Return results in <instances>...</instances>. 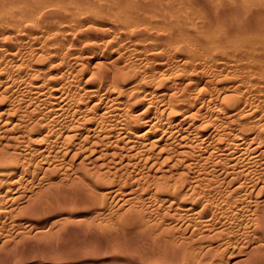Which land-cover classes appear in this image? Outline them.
Wrapping results in <instances>:
<instances>
[{
    "label": "rangeland",
    "instance_id": "1",
    "mask_svg": "<svg viewBox=\"0 0 264 264\" xmlns=\"http://www.w3.org/2000/svg\"><path fill=\"white\" fill-rule=\"evenodd\" d=\"M23 30L24 31L22 32L25 34L19 32L18 34H15V36L14 34L10 35L11 32H6L4 35L0 32V46L2 47L0 48V55H2V53L5 55L4 61L1 60L4 56H0V65L3 67L8 65L5 69L10 70L13 66L15 68L18 67L23 63L22 61L27 65L24 67V63V66L21 65L22 67L19 66L18 69L16 68L17 70L22 68L23 70L21 73H17V70L15 71L13 67V78L10 76L7 77V75H0V83H2L0 86V152L9 151L14 153L18 164L21 165L22 163L23 165L22 170L27 171L21 175L20 172H23L20 171L22 168L21 165L17 171L18 174L16 173L17 175L0 176V210L2 209L0 211V264H239L238 262L240 261L241 264L243 262L245 264H264V241L259 242L256 240L257 235H255V230H253L255 229V222L252 221L256 218L254 216H256L257 213L259 214L261 210H264L263 165L261 168L259 166L255 168L257 170L255 171V175L253 174V179H251H255L254 182L250 181V179H247L248 182L239 179L240 182L236 183V181L238 182L239 180L237 179L234 181V179L239 175L237 173H231L229 170L225 171L221 165L217 166L218 160L215 161L214 158L218 155V158H216H220L219 161H225L224 157L226 158V156L222 157L221 155L223 154L214 149L215 153L214 155L212 154L214 157L211 155L212 158H207L209 156L208 154L207 156L205 154V157L202 158L199 163L201 171H199L200 169L196 170L197 173L198 171L201 172L199 174H202L203 172V175L200 177L201 179L203 177L205 178H203L204 182L201 181V184L199 185L196 184V181L198 180L194 178L198 176V174H195L196 171L194 170V172L179 161L180 165L176 162L177 160L181 161L184 157L183 156L182 159L179 157V159L177 158L176 151L178 149L177 147L176 149L173 147L174 145L176 146V143L171 145V147L170 145L168 146V149L170 147V149L174 148V151L176 150L174 154L170 152L173 149H169L170 154L174 155V158H171L172 155H169L172 161L170 159L169 163L165 162L166 164H163V159L166 153L160 154L156 157V154L160 153L158 150L152 152L149 151L147 147L141 145L140 148L139 145L134 148L132 141L129 139L127 141V138H123V136H125L123 135L124 131L119 128V125L118 127L114 126V129L113 126L110 127L113 129L111 130L112 134L105 131L107 132V135H105L106 133H101V136L100 134L93 135L94 138L91 137L88 139L85 138L89 135H85L86 137H84V135H82L83 137L77 136L76 139H74V143L70 144L74 146V149L73 147L70 148V145V147L67 148V144V146H64L63 139L60 138V136H53V138H51V136L49 141H43L42 143V141H35L37 139H33L34 136H29V133L26 131L29 129L27 128L28 126L31 127L34 124L35 120L38 118L39 112L44 110V105L42 103L40 105L35 99L33 100V95H30L33 94L34 85L44 83L57 89L60 87L59 84L62 83L60 82L62 75L67 70V73L65 74L68 75L69 71L71 79L78 76L75 82L72 83L70 89L79 93L78 97L87 98V94H93V91H97L101 85L100 80L96 79L95 81L90 82L87 80H90L93 74L97 73L99 68L105 67L113 71L112 68L116 66L125 68V72H128L124 78L119 80L117 88L112 94L118 96L116 102H124L126 104L144 102L142 108L129 109L126 112L127 121H129L130 127L128 129L129 134L132 138L136 137L139 133L146 130L143 126L146 118H141L146 115H151L155 110L164 105L162 102L163 97L161 96L157 97L158 100L155 99V103L153 104L149 102L150 100L143 101L142 96L145 94V90L149 89L144 84L146 81L143 78H150L149 74L153 75L156 80L179 75L180 72L178 69L182 67L181 63L176 62L175 64H170L168 66L165 64L166 62L164 63V60H162L165 57H155L151 52L138 53V51H132L133 47L129 45L127 47L126 44H123L127 39L113 38L108 34H103L102 37L99 35L98 38L101 39V42H95L93 40L92 42L91 40L84 41V39L80 40L79 38L75 41L72 36L66 41L56 44L59 46L63 45L64 47L53 49L52 45L54 44L46 42V38H41L40 34L31 33V36V34L29 35L30 32H28L27 28ZM106 36H108L107 39ZM109 36L111 38H109ZM4 42H14L11 43L14 45L9 47L10 44ZM15 45L17 46L13 53L12 47ZM84 46L90 47L84 48ZM18 47L22 51L21 54L23 56L20 54L21 51ZM6 50H11L12 52L9 51V53H13L14 55L16 52L20 51L18 53L20 55L17 54L18 57L16 56L17 58H13ZM6 56L8 58L10 56V60L6 59ZM19 57L21 61H17V59L19 60ZM23 58H27L26 60L28 62L22 60ZM5 60L9 63L6 64L7 62H5ZM17 64L18 66H16ZM1 66L0 70L3 68H1ZM25 70L28 72L25 73ZM74 71H77L76 73L78 74L75 75L76 73ZM16 79L20 82L18 83ZM176 79L179 80L180 77H177ZM65 82H67V80H65L64 83ZM7 83H11L10 86L16 83V87L12 86L13 89L11 91H6L9 87ZM24 86L30 88L28 89ZM5 87H7L6 90L4 89ZM13 90H16V92ZM104 91L105 90L100 93H105L106 91ZM85 92L87 93L85 94ZM100 93L98 96L95 92V100H92L97 101L101 95ZM138 94L141 96H138ZM194 94L195 93H193V95ZM131 95H136L138 98L129 99V96ZM29 98H31V100ZM24 100H26V103ZM92 100L91 98H87V100L81 102L84 104L82 107L90 103ZM36 103H38V106L35 105ZM27 106L28 109H26ZM198 107L199 105L192 111H195ZM38 108L43 109L37 111ZM142 109H150V111L146 114H140L144 111ZM203 112L204 111L201 110L195 120L190 121V123L194 122L195 126L200 127L201 129H203L209 121V117H206V115L201 116V113ZM78 113L80 114L77 117L81 120L86 116H92L91 114H85L83 110ZM8 116L9 119H7ZM217 117L218 118L215 119L212 118L210 121L213 124H220L223 120L222 115ZM5 119L8 121H4ZM4 122L8 125L11 124L9 126H4ZM224 125L225 127L229 126L228 124ZM11 127H13V129ZM212 127L213 126L205 130L202 135L210 136L208 134L212 131ZM223 130L225 132L226 128H223ZM5 132L8 133L5 134ZM108 133L110 135H108ZM23 136L25 137L23 138ZM112 136H114L113 139ZM36 137L37 136L34 138ZM57 137L59 139H57ZM105 137L110 138L107 139ZM115 137H118L117 139L121 141H117L119 143H116L117 139ZM29 138H32V140L29 141ZM133 140H135V138H133ZM26 141H28V144H26ZM54 141L57 142V145L59 144L57 147L60 149L56 147V142L55 144H52ZM126 141L127 143L132 142V144H126V147L124 146ZM191 141L192 140L188 143ZM44 142L54 146L50 148L51 146L46 145ZM192 142L190 144L187 143V145H191ZM36 143H39L38 145L43 144V146L40 145L41 147L39 146V148ZM103 143L104 145L106 143H109L110 145L106 144L105 147ZM113 143H116L118 146L116 147V144ZM21 145H23V148L24 146L26 147L29 145V149H22ZM191 146H195L196 148L197 153L195 152V148L193 149L192 147L194 150L192 158L196 156L193 158L196 159L201 150L196 143ZM128 147H133L135 150L133 148V150L130 148L128 149ZM142 147L147 151L144 153L145 156L142 155L144 157H140L141 153H143L141 151H144V149L142 150ZM63 148H66V150ZM76 148L77 150L75 151ZM189 148L190 147H188V150H190ZM62 149L63 151H61ZM41 150L44 152H41ZM49 150H51L52 153ZM129 150L135 152H128ZM191 150L190 152L188 151L189 154L191 153ZM58 151H60L59 155L57 154ZM138 151L140 154L134 156L135 158L137 157L136 159L134 158L133 160L128 158L129 156L132 158L131 156L134 154L136 155V152ZM31 152L33 153L32 156H30ZM150 152L152 155H150ZM39 153L41 155H39ZM63 153L66 155L68 154L67 156H70L71 158L64 157V159ZM147 153L149 154L147 155ZM48 155L51 157H48ZM122 155H124V159L122 158ZM149 155L151 156V159ZM44 157L47 158V160ZM146 158L149 161L146 160ZM166 158L164 160H166ZM205 158L207 159L203 160ZM122 159V162L124 163L120 162ZM185 159L186 158H184V160ZM209 159L211 162H214V166L211 165L212 163L209 162ZM31 160L32 162H30ZM45 160L48 162L46 163ZM207 160V164L204 163V161ZM192 162L195 163V161ZM49 163L50 166L48 165ZM5 164L10 163L6 162L4 165ZM200 165H202V167ZM211 166L213 167L211 168ZM26 167L28 169H26ZM37 167L42 168L39 169ZM47 167L49 168L48 171H46ZM203 169L205 170L202 171ZM189 170L191 171V174L189 173ZM192 172L195 174L194 176H192ZM187 175L190 178L192 177L191 182L195 181V183H193L199 185L197 186L199 192L195 189V194L197 193V195L191 193L192 190L194 191L192 187L187 185L183 187L182 184L186 180L187 182L190 180V178L187 179L188 177L186 180L184 179ZM18 178L19 183L17 182V184H19V188L16 184L14 187L10 186L14 184ZM193 178L194 180H192ZM256 181L257 183H255ZM163 182L169 183L168 185H170V187H168V189L162 187ZM207 182L208 184L206 188V184L204 183ZM242 182L243 184H240ZM250 182H253V185H250ZM245 183L247 184L243 187ZM175 186L180 187L182 196L178 198L171 196L172 198H169L168 195L173 191H168ZM209 186L212 190H210ZM215 187L217 190H215ZM236 187H238L239 190H237L238 188ZM13 188L15 190H13ZM188 188H190V190ZM235 188L239 191L237 192L238 194L233 190ZM240 188L243 189L242 192H240ZM17 189L20 191H17ZM206 189L207 191H205ZM200 191L202 192L200 193ZM198 193H200V195L203 194V196H200ZM204 193L208 194V196L206 194L205 196ZM166 197L169 200H167ZM243 198L246 199L244 200ZM196 200L199 202H196ZM207 201L209 203H207ZM247 202L249 203L247 204ZM177 203H179V205ZM171 204H175L174 206L178 205L180 209L176 208L177 206L173 207ZM182 204H184V208L180 207ZM209 204L211 205L210 209L208 207ZM192 206H196V208H194L195 210L192 211L191 209L189 213L190 215H188V213L185 214L187 212L185 209H190ZM212 206L215 208L213 209ZM220 206L222 208H220ZM170 207L172 209H170ZM201 207L205 210L203 209V211ZM236 207L239 210L236 209ZM175 208L179 210L176 211ZM3 209L4 213L7 211L5 215ZM227 209H230L232 213ZM198 211L201 213L205 212L206 214L197 213ZM223 211L224 214L222 213ZM243 211L245 213H243ZM219 213L222 216L216 215ZM244 214L248 217H244ZM200 215H203V218L205 217V219H199L198 217ZM224 215L226 216V219ZM215 216L220 218L222 222L221 220L219 221V219L216 220ZM230 216H233V218H237L238 220L231 219ZM191 217L193 219L190 220ZM223 217L225 221L223 220ZM210 218V221L212 222L208 221ZM250 218L252 220L248 221L247 219ZM229 219H231V221H229ZM240 220L241 224L244 225H238L239 222L237 221ZM207 221L210 224L212 223V226L207 225L209 224ZM213 221L216 223L215 225ZM199 222L202 223V225ZM203 222H207V224ZM249 222L253 223V226L251 225L252 227ZM205 225L208 227H204ZM240 229L241 231H239ZM253 236H256V238L254 239ZM193 252L194 254H192ZM259 253H261L262 256ZM256 255H258L259 258H257Z\"/></svg>",
    "mask_w": 264,
    "mask_h": 264
},
{
    "label": "bare ground",
    "instance_id": "2",
    "mask_svg": "<svg viewBox=\"0 0 264 264\" xmlns=\"http://www.w3.org/2000/svg\"><path fill=\"white\" fill-rule=\"evenodd\" d=\"M26 28L28 29V32H30L29 35L31 33L40 34L41 38H46V42H50V44H54L52 45L53 49L64 47L63 45L59 46L56 44H59L62 41H66L69 37H72V36H73V39H75V41L76 39L79 38L80 40L84 39V41L91 40L92 42L93 40L95 42L97 41L101 42V39L98 38L99 35L102 37L103 34L104 35L108 34L113 38L117 37V38L127 39L125 40L126 42H123V41L122 42L123 44H126L127 47L128 45L133 47L132 51H138V53L151 52L153 56L155 57H165L162 60H164V63L166 62L165 64L168 66L170 64H175L176 62H179L182 64V67L178 69V71L180 72L179 75H174L173 77L169 76V77L156 80L153 77V75L149 74L150 78H143L146 81L144 84L149 88L145 90L144 92L145 94L142 96L143 101L150 100L149 102L153 104L155 103L154 100L155 99L158 100L157 97L161 96L163 97L162 102L164 103V105L163 107L155 110L151 115H146L147 117L145 116L141 118V119L146 118L145 123L143 124V126L145 127L144 129L146 130L139 133V135H137L136 137H133L135 138V140H133V138L130 136L129 131H128L130 127H129V121H127L126 112L129 109L142 108L143 106L142 104L144 102H139V103L134 102L131 104L129 103L126 104L120 101L121 103H119V102H116L118 99V96L112 95L115 89L117 88L119 80L121 78H124L128 74V72H125V68L115 66L112 68L113 71L105 67L99 68L97 73L93 74L92 78H90V80H87V81L88 82L95 81L96 79L100 80L101 82V85L99 84L100 88H98L97 91L96 90L93 91V94H90V93L87 94V98L88 99L91 98L92 100L94 99L95 92L97 95L103 90H105L106 92L104 91L105 93H102V94L100 93L101 95L97 101H94L95 100L94 99L90 101V103L85 105L84 107H82L84 104L81 102H84L85 100H87V98L78 97L79 93H76L72 91V89H70L72 87V83L75 82L78 76L77 77L72 76L73 78L71 79V76L69 75L70 74L69 71H68L69 76L65 74L67 73V70L65 71L63 75L61 74L62 77L60 79V82L62 83L59 82L60 87L57 89H54V87H51L44 83L40 85H34L33 92H32L33 94H30L28 90L27 92H29L31 96L33 95L34 97L33 100L35 99L36 102H38L40 105L41 103L44 105V110L39 112L38 118L35 120L34 124L31 127L27 125L28 126L27 128L29 129L26 130L25 128V130L27 131V133H29V136L31 137L37 136L36 138L33 137V139H37L35 141L37 142L42 141L43 143V141H49L51 136H52L51 138H53V136H58V137L60 136V138L63 139L62 141L64 143V146L68 145L67 148L71 146L70 148L73 147L74 149V146L70 144L74 143L75 141L74 139H76L77 136L84 135V137H86L85 135H89L90 137L87 136V138H85V139H88V138L93 137V135L100 134L101 136V133L103 134L106 133L105 135H107V132L105 131H108L109 133L112 134L111 130L114 129V126L118 127L119 125V128L124 131L123 135L125 136H123V138H127V141L128 139L132 141L134 148L137 145H139V148H140V145H141V146L147 147L149 151H152V152L154 150H158L160 153L158 152L159 154H156L157 155L156 157H158V155L160 154L166 153L164 156V159H165L167 156L172 155L170 154V152L175 154L176 150L174 151V148L176 149L177 147L178 149L176 151L177 158L179 157L182 159V157L184 156L182 160H184V158L186 159L184 161L177 160L176 162L178 164L179 162L182 163L183 165H185L186 167H188L189 169L193 171L200 169L199 163L201 162L202 158L205 157V154L206 156L208 154L209 157L207 158H210L212 154L214 155L215 153L214 149H215L217 152L220 151L223 154L221 155L222 157L226 156V158L224 157L225 161L223 160L219 161L220 158L217 159L218 155L217 154H216L217 156L215 155L217 158L215 157L216 159L214 158V160L215 161L218 160L217 166L221 165L225 171L229 170L231 171V173H237L240 176V177L239 176L236 177L234 181H236L237 179L238 180L240 179L242 181L244 180V182H248L247 179H250V181L254 182L255 179L254 180H251V179H253V174L255 175V171L257 170L255 168L257 166H259L260 168L262 167V165L264 166V0H0V32L3 35L6 32L8 33L11 32L10 35L14 34L15 36V34H18L19 32L23 33L22 32L24 31L23 29H26ZM110 36L109 38H111ZM107 37L108 36H106V39ZM4 43L10 44V46L7 45L9 47L14 45V44H11L14 42H11V43L4 42ZM16 46L17 45L12 47L13 53H14ZM89 47L90 46L88 47L84 46V48H89ZM0 48L2 47L0 46ZM11 50H8V51L6 50V51L9 53V51ZM20 51L16 52L15 55L12 53L13 56L12 54L10 53L9 54L11 57L17 58L18 55L22 53V51L21 52ZM19 52L20 54H18ZM2 55L0 56L2 57ZM3 56L4 57L1 59L2 61H4L5 59V55ZM9 58L7 57L6 59H9ZM26 59L23 58L22 60L27 61ZM17 61H21L20 57H19V60L17 59ZM5 62H7V60H5ZM22 62L23 63L20 64L19 66L25 63L24 61ZM8 63L9 62H7L6 64ZM7 66L8 65H6L5 67ZM16 66H18V64ZM26 66L27 65L25 63L24 67ZM2 67L3 66H1V68ZM5 67H3L4 69L2 68V70H0V75H7V77L9 76L12 77L14 75V73L12 74L13 70L15 69L16 71L18 69V67H16L17 68L16 69L14 66H13L14 69H12L13 68L12 67L11 70L5 69ZM68 69H71V68H68ZM22 70L23 69L20 68L16 72L21 73ZM26 70H25V73L28 72ZM77 74L78 73H76L75 75ZM177 77H180V79L177 80L176 79ZM65 80H67V82L64 83ZM19 82L20 81H18V83ZM1 84L2 83H0V86ZM7 84L9 87L4 88L5 90L7 88L6 91H11L13 89L12 86L16 87L15 85L16 83L14 84L12 83L13 84L12 86H10L11 83L10 84L7 83ZM27 86H24V87L28 88ZM14 92H16V90ZM86 93L87 92H85V94ZM193 93L195 94L193 95ZM138 96H141V95L138 94ZM138 96L131 95L129 96V99H137ZM29 99L31 100V98ZM24 101L26 103V100ZM38 103H36L35 105L38 106L37 105ZM198 105L199 107L195 111H192ZM26 109H28V106ZM39 109L40 108H38L37 111H39ZM81 110H83L85 114L86 113L91 114L92 116L91 117L86 116L82 120L79 119L77 116L80 114L78 112H80ZM201 110L204 111L203 113H201V116L206 115V117H209L208 124L203 129L195 126L194 122L190 123L191 120L192 121L195 120L196 116L201 112ZM149 111L150 109H147L141 112L140 114H146ZM219 115H222V119H223L222 122L220 124H213L210 120L212 118L214 119L218 118L217 116ZM9 116L7 119H9ZM4 121H6V119ZM224 124H228L229 126L225 127ZM7 125L8 124L4 122V126H7ZM112 126H113V129L110 128ZM211 126H213L212 127L213 129H211L212 131L208 134L210 136L202 135V133ZM13 127L15 128L14 125ZM13 127L11 128L13 129ZM223 128H226L225 132ZM6 133L8 132H5V134ZM109 133L108 135H110ZM25 136H23V138ZM100 136H97V137H100ZM58 137L57 139H59ZM113 138L114 136H112V139ZM29 139H30L29 141L32 140V138H29ZM190 140H192L194 144L196 143V145L200 148L202 152V153L200 152L201 154L198 153L199 155H197L198 158L196 159H193L196 156L192 158V156L194 155V154L192 155V153H194L193 149L195 148V146L194 147L191 146V145H194L193 142L191 141L192 144L187 145V143ZM56 141H54L53 143L51 142V143L55 144ZM117 141H121V140L119 139L116 140V143H119ZM127 141L126 143H124L125 144L124 146H126V144H129V143L130 145L132 144V142L127 143ZM26 142H27L26 144H28V141ZM109 143H106V144H109ZM116 143H113V144H116ZM175 143H176V146L174 145ZM106 144L104 145L103 143L105 147H106ZM40 145L43 146V144H40ZM40 145H38V147ZM46 145H50V144L46 143ZM55 145L57 147L59 144L57 145V142H56ZM169 145L170 147L171 145H174L173 146L174 148H172L173 150L170 149L169 147V149L174 152L172 151L169 152V149H168ZM21 146H22V149L24 148L29 149V145H27L26 147L24 146V148H23V145ZM52 146L50 148H52ZM117 146L118 145L116 144V147ZM188 147H190L189 148L190 150L193 147L190 154H189L190 150H188ZM129 148L130 147H128V149ZM132 148L130 149L133 150L134 148L133 149ZM63 149L66 150V148H63ZM63 149L61 151H63ZM143 149L144 148L142 147V150ZM34 150H35V147H34ZM42 150L41 152L45 151V149L44 151ZM76 150L77 148L75 149V151ZM49 151L51 152V150ZM144 151H141L143 153H141L140 157L142 155L145 156L144 153H146L147 151L145 152ZM128 152H135V151L129 150ZM195 152H196V148H195ZM40 153L39 155H41ZM32 154L33 153L31 152L30 156H32ZM57 154L59 155L60 151H58ZM139 154L140 152L138 151L136 152V155L134 154L131 156L132 158H130V156L128 158L134 160L135 158L134 156H137ZM148 154L149 153H147V155ZM67 155L64 154L63 158L68 157ZM150 155H152V153ZM150 155L149 157L151 159ZM45 156L47 157L46 154ZM173 156L174 155H172L171 158H174ZM48 157H51V156L48 155ZM123 157L124 155H122V158ZM59 158H62V157H59ZM171 158L169 156L168 158H166V160L163 159L164 161L163 164L165 162L169 163ZM207 158L203 160H206ZM45 159L47 160V158ZM54 159H57V158H54ZM97 159L99 160L98 157ZM123 159L120 160L121 163H124L122 162ZM15 160H16V157L14 153H11L9 151L0 152V164H1L0 165V176H4V175L11 176L17 173L22 163L21 165H19L18 161L17 160L15 161ZM146 160L148 159L146 158ZM192 161H195V163ZM6 162H9L11 165L10 164L4 165V163ZM30 162H32V160ZM47 162L48 161H46V163ZM206 162H208V160L204 161V163ZM209 162H211V160ZM211 163H212L211 165L213 166L215 165L213 164L214 162H211ZM48 165L50 166V163ZM200 166L202 167V165ZM213 166H211V168ZM27 167L26 169H28ZM22 169H23V165L20 171H23ZM48 170L49 168L47 167L46 171ZM204 170L205 169H203L202 171ZM199 171H201V169ZM199 171L198 173L196 171L195 174H198V176L196 175L197 177H194V178L198 180L196 181L197 182L196 184L200 185L201 181L204 182L205 178L203 176H202L204 178V179L202 178L203 180L200 178L201 175H203V172L202 174H199L201 173ZM24 172H27V171L24 170L23 172H20V174L22 175V173ZM189 173L191 174V171ZM192 174H193L192 176L195 175L193 172ZM187 177L188 175L184 179L186 180ZM189 178L190 177H188L187 179ZM191 178L188 181L189 183L186 180L182 185L183 187L186 185L192 187L194 191L192 190L191 193L195 194V189H197V186L199 185H195L194 184L195 181L191 182ZM194 178L192 180H194ZM20 179H21V176H20ZM240 180L238 182L236 181V183H239ZM18 181H19V178L18 180H16L14 184L10 186L14 187L16 184L18 185V188H19V184H17ZM253 182H250V185L251 184L253 185ZM20 183H21V180H20ZM255 183H257V181ZM162 184H163L162 187L166 189L170 187V185H168L169 183L163 182ZM204 184H206V188H207L208 182ZM240 184H243V182ZM246 184L247 183H245L243 187H245ZM204 187L202 188L205 189ZM236 188L233 189L234 191H236L235 193L239 192L237 191L239 190V188L237 190ZM188 189L190 190V188ZM203 189H199V190H203ZM213 189H214V186H213ZM13 190L15 189L13 188ZM170 190L173 192H171L168 195L169 198H172L171 196L175 198L182 196V191L179 186H175L174 188L169 189L168 192H170ZM210 190H212V188H210ZM215 190H217L216 187H215ZM17 191H20V190L17 189ZM196 191H198V189ZM205 191H207V189ZM242 191L243 189H241L240 192ZM201 192L202 191H200V193ZM200 193L198 194L200 195ZM205 194L206 193H204V195ZM195 195H197V193ZM206 195L208 196V194ZM200 196H203V194H201ZM93 198H96V197H93ZM207 200H210V199H207ZM196 202H199V201L196 200ZM207 203L209 202L207 201ZM248 203L249 202H247V204ZM177 204L179 205V203ZM174 205L175 204H173L172 206L173 207L177 206L176 208H179L178 205L176 206ZM210 206L211 205L209 204L208 206L209 209H210ZM180 207L184 208L185 206L184 204H182L180 205ZM194 208H196V206H192V208L190 209L188 208L185 209L187 211L185 214L188 213V215H190L189 213L191 209L193 211L195 210ZM214 208L215 207H213V209ZM220 208L222 207L220 206ZM170 209L172 208L170 207ZM203 209L204 208H202V210ZM236 209L238 208L236 207ZM178 210L176 209V211ZM230 212L232 213L231 210ZM3 213H4V209H3ZM5 213H7V211ZM178 213L181 214L180 212ZM197 213H201V212L198 211ZM203 213L205 212H202L201 214ZM220 213L216 215L222 216L221 214L222 213L224 214V211L221 214ZM243 213L245 212L243 211ZM226 216H225V219H226ZM233 216L232 217L230 216L231 219L233 218ZM245 216L246 215L244 214V217ZM215 217H216L215 218L216 220L218 219L219 221L221 220L217 216ZM254 217L256 218L253 220L251 218L247 220L248 221L252 220L253 222H255L254 224L255 229L253 228L252 229L255 230V233H256L255 235H257V238L256 236L255 237L253 236V237L254 239L256 238V240H258L259 242L260 241L262 242L264 241V210L263 211L261 210L259 214L257 213L256 216ZM198 218L202 219L203 215H200ZM211 218L208 219L209 222H212L210 221ZM191 219L193 218L191 217L190 220ZM203 219H205V217ZM231 219H229V221H231ZM223 220H224V217H223ZM235 220H238V219L236 218ZM207 222H203V223L207 224ZM237 222H239L238 225L241 224V220ZM249 223H250V226L253 224L252 222H249ZM200 224L202 225V223ZM211 224L209 223L207 225L212 226ZM215 224L216 223L214 222V225ZM242 225L244 224H241L240 226ZM204 227L207 228L208 226L205 225ZM239 231H241V229ZM259 250H260V247H259ZM187 253H188V250H187ZM192 254H194V252ZM256 257L259 258L258 255H256ZM238 263L241 264V261ZM242 264H245V263L243 262Z\"/></svg>",
    "mask_w": 264,
    "mask_h": 264
}]
</instances>
